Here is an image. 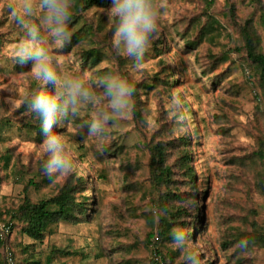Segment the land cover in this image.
Instances as JSON below:
<instances>
[{
  "label": "rangeland",
  "instance_id": "1",
  "mask_svg": "<svg viewBox=\"0 0 264 264\" xmlns=\"http://www.w3.org/2000/svg\"><path fill=\"white\" fill-rule=\"evenodd\" d=\"M232 1L236 4L232 10L234 14L226 9V0H213L210 7H205L201 0H159L158 32L139 68L132 67L134 60L115 45L113 30L109 32L114 24V18L110 20L107 15L110 7L87 11L92 24L90 42L109 55L98 66L103 69L102 75L92 74L86 64L79 63L82 46L72 44L63 49L53 46L59 58L58 75L75 73L76 68L80 74L87 72L93 79L119 72L132 85L138 82L136 90L143 101V119H134L132 100L129 114L117 118V123L108 127L104 137L88 136L86 129L84 134H79L81 123L90 119L93 112L92 106L82 105L77 116L66 126L54 129L68 143L74 167L71 174L53 180L42 171L48 158L44 137L39 141L33 139L38 133L40 119L24 104V98L37 90L38 81L31 64L21 68L15 61L17 42L7 38L20 27L8 12L7 0H0V37L6 39L0 45L2 261L5 253L12 252L17 264L32 261L38 264H150L151 260L157 264H178L192 253L199 259V264H264V249L253 247L241 251L236 238V230L249 228L252 216L264 224V160L251 171L229 163L233 156L247 155L256 148V138L260 133L264 134V110L256 107L260 105L259 94L255 93L257 88H242L240 95L234 92L238 88L228 91L230 86L243 82L246 70L238 65L230 67L229 62L212 70L207 59L210 55L216 57L231 45L230 36H237L235 27H239L235 19L243 21L252 14L250 0ZM204 11L215 18V23L208 26L211 33H202L193 25L188 29L187 38L189 41L198 38L199 46L186 55L174 51V41L181 40L180 34L185 28L184 19L199 16L196 18L204 23L207 21ZM254 20L264 47V22L259 13ZM157 44L161 49L156 50ZM160 59L177 69L180 75L168 89L159 80H155L154 88L148 86L158 68L161 69ZM228 67L230 70L226 71ZM220 78L222 81L215 84ZM168 79L171 81L172 75ZM48 90H52L51 86ZM174 104L180 107L174 108ZM221 113L226 114L227 122L217 120ZM165 121L166 138L177 144L189 140L185 147L193 159L197 198L194 199L195 191L189 190L181 171H176L179 192L167 197L169 205L185 206L186 213L190 214L181 215L179 222L171 225L169 236L160 234L159 238L155 236L148 241L147 234L151 231L157 234L160 229L162 211L158 199L164 189L158 191L152 185L146 145L156 128ZM218 128H227V131L219 134ZM36 171L37 182H29L28 176ZM77 175L86 177L85 187L75 182ZM68 182L76 183V195L86 194L93 198L91 208L85 214L48 222L42 240L23 234L18 220H13L12 226L6 224L10 211L24 198L25 186H28L26 195L36 202L58 192L59 187ZM161 195L164 197L163 193ZM194 201L201 208V218L195 220L196 227L202 222L198 230L192 228ZM185 220L189 225L185 231L188 246L181 251L174 246L171 233L173 229L181 228ZM8 225L10 230L5 233L3 228ZM155 250L161 254L154 253ZM171 252H174L172 256Z\"/></svg>",
  "mask_w": 264,
  "mask_h": 264
},
{
  "label": "trees",
  "instance_id": "2",
  "mask_svg": "<svg viewBox=\"0 0 264 264\" xmlns=\"http://www.w3.org/2000/svg\"><path fill=\"white\" fill-rule=\"evenodd\" d=\"M213 0H201L204 2L205 7L208 5L209 7L213 4ZM251 5L253 6L252 14H250L243 21L236 22L239 23V27L235 29L237 30V36H230L231 45L221 52L216 57L210 55L207 57L208 62L211 66V69L214 70L217 65L222 63H230V67L234 65H238L242 67L243 70L248 71V73L243 74V82L238 86H230L228 91H233L235 88L237 95L243 93L242 88L244 89H256V94H259L257 98L260 99V105L256 107L264 110V47L262 45V39L260 36V32L258 27L255 24V17L259 13L261 21L264 22V2L261 0H250ZM226 5L231 14L233 13V9L236 7L235 1L226 0ZM95 7H111V0H74V6L72 8V18L68 25L69 30L73 33L72 41L70 44L77 46H82V55L80 56L79 63L86 64L89 69L93 72L92 74L102 75L103 69L98 67L100 62L109 57L106 50L101 47H94L93 41L91 40V32H92V24L89 21V14L87 11H91ZM235 10V9H234ZM207 16V21L202 23L199 16H193L191 20H185V28L181 32V40L178 42L174 41V51L180 53L181 55H186L191 52L193 49L197 48L200 44L198 38L189 41L187 38V34L189 32V28L193 25L199 27L202 33H211L208 30L209 25H213L215 23V18L210 12L204 11L202 12ZM254 17V19H253ZM114 18V23H115ZM182 24V21H181ZM207 27V28H206ZM213 29V27H211ZM112 28L109 30V32ZM24 33L20 28L14 30L11 34H9L7 40L12 42H17V45ZM5 37H0V45L5 43ZM72 40V39H71ZM178 42V43H177ZM176 43V44H175ZM181 43V45L179 44ZM89 44L88 47H83V45ZM156 50L161 49V45L157 44L155 46ZM169 51V47L167 49ZM167 51V52H168ZM161 69L158 68L156 72V77L153 78V82L148 84L149 87L154 88L156 86L155 80L161 81L160 84L164 86L166 89L169 88L170 83L176 82L179 79V73L177 69H173L168 65L164 59H160ZM21 66V65H20ZM25 66H21L24 68ZM230 67L226 69L229 71ZM174 74H176L174 76ZM172 75V79H171ZM171 81H169V79ZM223 78L225 76L223 75ZM222 79H218L215 81L221 82ZM138 82L133 84L134 88ZM257 86V87H256ZM259 90V92H258ZM258 92V93H257ZM133 100V116L135 120L143 119V101L140 100L139 91L136 90L135 94L132 98ZM217 120L220 123L227 122L226 114L221 113L220 116H217ZM166 121L161 123L158 128H156L152 139L147 143L146 149L150 154L149 161L147 163L148 171H150V178L154 189L160 190L164 189L163 193L164 197L159 194L158 204L162 214L160 215V229L157 234L151 233L147 234V240L149 241L151 238L157 236L160 237V234L163 236H169V229L171 225L175 222H179V217L181 215L188 216L190 213H186L187 209L185 206H175L170 207L168 196L173 194L175 191L179 190L176 186L177 179L175 177L176 171H181L183 175V179L186 181L189 190H194L193 193L194 199H196L197 191L196 188V176L195 169L192 164V155L185 146H188L189 140L185 139L180 142V144L174 143L168 138H166ZM37 135L33 136L34 140H41L43 138V134L41 132V121L37 127ZM222 131H227V128H218V133H222ZM183 139V138H182ZM101 156V154H99ZM264 160V134L260 133L256 138V148L247 155L243 156H233L229 163L237 164L242 166L244 169L251 171V169L257 165L261 164ZM38 176V171L34 172L32 175L28 176V180L31 183H35V178ZM77 183H82L83 187L86 177H81L80 175L76 176L74 179ZM75 182H68L59 187L58 192L53 195L46 197L44 199H39L36 202H33L26 195V189L28 186H25V195L22 199L21 203L17 206V208L12 209L10 211L9 219L6 224L11 223L13 220H18L21 223V231L23 234L28 237L33 238L34 240H42L46 235V225L48 222L57 220L60 218H76L78 214H85L86 210L91 208L90 204L93 202V198L87 197L86 194H77L75 189ZM201 191H204L201 189ZM179 192V191H177ZM194 205L192 207V211L195 213L192 215L194 219V223H192L193 229H200L202 226V222L198 224L196 227V221L201 218V208L198 206L196 201H194ZM97 204V202H96ZM169 205V207H168ZM76 215L74 216V213ZM255 214V212H253ZM74 216V217H73ZM249 228L238 229L236 230V238L238 241L241 239H248L252 243H250L249 248L257 247L264 249V224L258 222L253 216L252 219L249 220ZM181 228L186 231L188 230V223H181ZM154 243L156 244V240L154 239ZM155 248H158L157 245ZM56 249V247H55ZM154 253H160V251L155 250ZM174 252H171V256ZM13 254V253H12ZM5 255V254H4ZM14 255V254H13ZM15 256V255H14ZM165 256V255H164ZM166 257V256H165ZM16 258V257H15ZM28 261L25 260V263ZM0 264H4L2 259H0ZM17 264V261H16ZM30 264H38L35 261H32ZM126 264H130L127 262ZM131 264H134L133 262ZM150 264H157V261L151 260ZM178 264H187L186 261H181Z\"/></svg>",
  "mask_w": 264,
  "mask_h": 264
},
{
  "label": "clouds",
  "instance_id": "3",
  "mask_svg": "<svg viewBox=\"0 0 264 264\" xmlns=\"http://www.w3.org/2000/svg\"><path fill=\"white\" fill-rule=\"evenodd\" d=\"M7 9L15 23L24 33L19 41L15 61L21 66L31 64L38 88L24 98L30 113L41 121L44 149L47 159L42 165L43 173L50 179L72 173L74 162L66 140L54 129L66 126L77 116L82 105L92 106L90 119L81 123L79 134L104 137L117 118L129 114L136 89L129 79L119 72L93 79L87 72L58 75L59 58L55 49H63L71 43L73 33L69 30L74 0H7ZM159 0H111L107 10L117 49L122 48L134 60L132 67L139 68L144 62L153 37L158 32ZM51 86V91H49ZM96 89L101 91L98 93ZM174 104V108H179ZM174 246L184 251L188 246L187 233L182 228L173 229ZM252 243L241 239L238 248L248 251ZM187 264H199L192 253Z\"/></svg>",
  "mask_w": 264,
  "mask_h": 264
},
{
  "label": "built area",
  "instance_id": "4",
  "mask_svg": "<svg viewBox=\"0 0 264 264\" xmlns=\"http://www.w3.org/2000/svg\"><path fill=\"white\" fill-rule=\"evenodd\" d=\"M248 73V71H246ZM10 230V225L6 226L3 228V231L6 233ZM3 263L4 264H16V258L15 256L12 254V252H7L5 253L4 257H3Z\"/></svg>",
  "mask_w": 264,
  "mask_h": 264
}]
</instances>
